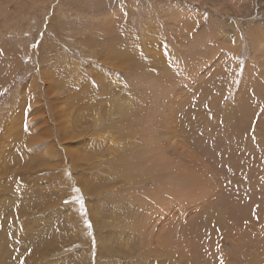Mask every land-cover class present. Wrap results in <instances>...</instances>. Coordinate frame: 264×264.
<instances>
[{
  "label": "rangeland",
  "instance_id": "obj_1",
  "mask_svg": "<svg viewBox=\"0 0 264 264\" xmlns=\"http://www.w3.org/2000/svg\"><path fill=\"white\" fill-rule=\"evenodd\" d=\"M221 261L264 264V0H0V264Z\"/></svg>",
  "mask_w": 264,
  "mask_h": 264
},
{
  "label": "snow or ice",
  "instance_id": "obj_2",
  "mask_svg": "<svg viewBox=\"0 0 264 264\" xmlns=\"http://www.w3.org/2000/svg\"><path fill=\"white\" fill-rule=\"evenodd\" d=\"M90 226V225H89ZM221 264H223V261H221Z\"/></svg>",
  "mask_w": 264,
  "mask_h": 264
}]
</instances>
